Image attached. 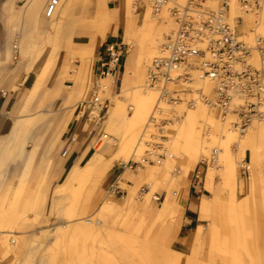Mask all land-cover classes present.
I'll return each mask as SVG.
<instances>
[{
    "label": "rangeland",
    "instance_id": "1",
    "mask_svg": "<svg viewBox=\"0 0 264 264\" xmlns=\"http://www.w3.org/2000/svg\"><path fill=\"white\" fill-rule=\"evenodd\" d=\"M49 1V0H48ZM47 1V2H48ZM60 7L64 3V5H68L69 9V22L65 25L63 30H61V34L58 36L57 39L49 38L50 34L53 32H47L43 33V37L41 36V33L38 32L37 29H32L30 32L24 31V45L25 49H28L30 47L37 46L38 50H45L47 48H50L52 45L56 44L65 50H71L69 48H66V45L69 41V37L75 36L76 33H83V31H87L89 33H96L94 30L88 29L92 28V25L95 21L96 14L91 9V0H60ZM29 0H9L8 6L12 7L11 14L15 13L17 15L23 14L24 8L28 5ZM138 6L140 7V12L136 17V31L134 35L130 38L131 45L127 48L129 50L136 49L139 52L144 51L148 48L149 43L152 39V36L148 35L147 32L144 29H141L142 26H144V15L146 12V5L142 3V0L137 1ZM264 0L261 1V6L259 9L263 8ZM47 4V3H46ZM45 4V6H46ZM59 7L58 15L61 13ZM15 8V11H14ZM152 12V10H151ZM256 12V11H255ZM12 15H9V23L10 18ZM128 20L132 18L131 16H128ZM54 18V17H53ZM135 18V16H134ZM157 22H161L159 20V16L156 17ZM17 29L16 32L22 31V21L19 19L17 22ZM111 23L107 24L108 28ZM243 26V24H242ZM241 26V27H242ZM141 27V28H140ZM107 28V29H108ZM48 30V29H47ZM66 32V33H65ZM172 32L163 35L159 37L160 43L158 46V51L161 50L162 45L165 43L166 38L171 34ZM71 34V35H70ZM68 35V36H67ZM242 35L240 28L238 32V37L240 38ZM257 42L255 40L253 48H257V43L259 41L258 38ZM240 41L244 42L247 45L246 39H240ZM133 46V48H132ZM249 47V45H247ZM262 48H264V44L262 43ZM157 51V54L159 53ZM82 52L75 53L73 50L72 52L69 51V59L70 62L67 67L68 74H65L63 76L58 77L61 81L64 79L66 80H74L79 73H82V78L84 79V85H83V93H81V96H83L85 93V89L87 87V84L90 80H92V74H93V64L91 67V62H95V55H93L91 61L82 62L79 54ZM44 55V53H43ZM254 56L257 57L258 63L256 65H253V59L250 61V63L260 69H264V63L261 61L260 54L255 50L253 52V58ZM16 57V55H15ZM61 54L57 55L56 63L54 66L51 67L53 70L55 66L58 64L60 60ZM21 61L20 55L18 58H16V63ZM81 61V62H78ZM153 60H151L152 62ZM31 62V58L29 59V62ZM150 63H146L145 71H147ZM82 64L80 68L75 67L76 64ZM38 68H34V73L36 74L39 72L43 66V63L38 64ZM71 75H70V74ZM53 74V73H52ZM50 79L49 77L46 78L44 81L45 83L42 85L39 93L34 98L33 103L30 107L29 112L27 115H30L32 117L41 118L43 115L39 113V111H43V103H44V96L45 93L48 92L47 88L45 87L46 82ZM197 83L200 84V81ZM176 89V88H173ZM46 90V92H44ZM65 91H69V88H67ZM113 92L115 95L120 93V87L119 89H113ZM28 91L25 90V93L20 95V103L21 105L24 103V99L26 98ZM89 95V94H88ZM87 95V97H88ZM159 95V94H158ZM43 96V97H42ZM86 97V98H87ZM102 98H107L111 102V96L107 95L103 96ZM183 101L181 104L182 107H178L179 104L173 105V104H166V103H160L159 107L157 109V114L154 115L156 118L155 125L157 133H154V135L151 137L148 144H145L144 148V154L142 159H149L150 156L147 155V152L151 150V148L155 144L164 143L165 147L168 149V153L175 154V157L177 159L173 162V170H171V173L169 175V178L167 180L163 179L165 178L163 175H160L158 178L159 184L155 185L154 188L149 187L146 182L139 183L140 185L137 186L136 191L139 192L140 188L146 187L149 191L152 189L156 192L155 196H161L160 201H156L153 199L152 204V212L153 216L149 217L147 214H142V212L137 211L135 215H132L131 217L128 216V211L125 210L126 208V200L127 196H129V188L126 185H121V187L126 191V195L124 198L121 197H114L109 196L105 190L106 188V175L102 178V180L95 184L94 181L87 180L82 183H78L76 185V188H74L72 191H67L61 188L59 185L56 184V189L51 192V189L53 186H48V178H44L43 182L37 186L34 192H30V194L27 192V186L28 182L29 185L31 184L32 178H26L28 181L25 182V186L23 189V192L21 193V200L18 205V210L20 214H24L22 218L16 223L14 232L15 236L9 237L4 234H1V232L4 230L6 232L12 231V227H14V224L11 222V219H0V264H19L21 262H31V264H41L40 261L42 260H51L52 264H165L163 260V252L168 251L169 249H173L175 251H178L184 255L191 256L192 255V249L194 247V242L196 238V229L198 227H203L205 230L204 232L207 233L209 229L212 227L213 224H216L220 240H224L225 237L235 239V244L233 246L232 250H235L238 248V241L237 236H241L242 230L245 229V227H242L240 224V221L245 220L247 217L250 219L252 218L253 226L255 229H257L258 224V216L262 218V222L264 221V133H256L254 132L253 137L247 138L245 141L250 144V151H246V155L244 156V162L241 160V155L238 150V143L237 141L232 142L230 145V150L233 154L237 171H238V182L239 187L236 191V196L239 202H248L249 207L243 208L242 211H240V217L234 210L231 209L230 206V190L224 187V182L221 181V177L215 178V187L214 192H209L205 189V181L206 178H203L201 181V187L200 191L198 193H194L193 189L191 190L192 196H195L196 199L194 200V210L197 212V217L200 219V213H199V205L203 198H215V202L217 203L216 207V215H212V218L209 221H198V223H194L193 227L194 230L182 234V238L184 239L187 237V241L183 240V244L177 242L178 238V230L183 222L184 212H185V203L182 201L180 203V210L165 219L164 221H158L154 217V215L158 214V209L162 207V204L165 202V200L170 197L169 192H178L180 193V190H182V193H184L185 190H189L191 188V180L193 181V175L195 170L197 171L200 166V162L204 160L205 158L209 157L211 155L212 149L217 148V150L221 149V144L223 143L224 137L227 136L226 129H231L233 132L238 133V137H242L243 135L240 134L236 129H234L231 125L232 122L236 120V117L233 115L228 116L226 120H222L221 117L214 113L215 116L220 120L219 126L225 127V129L217 128L215 126H212L210 124H206L204 127L201 128L203 131L202 135L204 139H212V137H215L217 140V145H212L210 147V150L207 154L202 155L201 157H198L196 159V165L193 167L192 172L190 176L188 177L187 183H185L182 189H179V184L177 182V179L180 177L179 174H177L176 170H181L186 166L188 163L191 162L190 157H180L178 154L174 153L170 141L173 140V137L175 135L174 127L178 126L181 122V120L184 119L187 110L191 109L187 106L186 102H188L192 96L186 94L182 96ZM38 100L39 103L37 102ZM127 105L133 104L132 102V96H129L128 99H126ZM35 105L37 108H35ZM111 106V105H110ZM166 107V108H165ZM164 108L166 111H164ZM110 109V108H109ZM128 109V106H127ZM136 110V108H135ZM135 110L132 111L128 109V117L133 116L135 113ZM212 112V111H210ZM38 113V114H37ZM36 114V115H35ZM35 115V116H34ZM179 123V124H178ZM259 122L254 123L251 128H253L255 125H257ZM228 124V125H227ZM264 124V122H263ZM154 125V124H152ZM83 131L90 137V142L94 141L96 142L98 139L103 137L105 134L108 135L107 139H102L101 142L95 145L94 143H91V153L89 158L92 154H94L97 150H103L106 148H111L109 154L107 155V158L110 159L114 157V155L118 152L117 150V141L112 142L110 145L108 144L110 140L112 139H120L118 138L121 134L123 135L126 131L127 123L124 122L123 117H116L114 122L109 121V115L106 119L105 124L99 131L92 132L91 129L86 125L83 124ZM154 127V126H153ZM256 128V127H254ZM250 129V128H249ZM160 130V131H159ZM247 134V133H246ZM245 134V135H246ZM97 135V136H95ZM96 137V141L94 140ZM163 137V138H162ZM162 138V139H160ZM94 144V146H93ZM182 151L181 149L179 150ZM88 158V159H89ZM219 163L213 167L209 168L208 172H211L212 169L216 172L221 169V166L223 165V159L222 154L219 155ZM86 160V162L88 161ZM142 159H133L132 161H141ZM168 158L166 159V161ZM85 162V164H86ZM123 164L121 162L114 163L113 166L120 167V165ZM158 163L150 164L151 166H155ZM244 165H246L247 169H243ZM112 166V167H113ZM149 166V165H147ZM146 165L143 169H145ZM207 172V174H208ZM205 173L204 177L207 175ZM11 188L8 192L7 199L5 206L8 207L11 200H13L15 194V178H11L10 180ZM242 183H245L242 186ZM250 183H253V187L250 188ZM28 185V189H29ZM170 185V186H169ZM136 187V185L134 186ZM31 189V185H30ZM7 190V186L3 188L0 191V202L3 201V194L4 191ZM4 192V193H3ZM37 195V196H36ZM154 196V198H155ZM145 198V197H144ZM140 199L138 195L134 197L136 208L141 209L142 204L144 203L145 199ZM106 199L113 200L114 203L117 205L118 210L122 211L119 214H113V215H105V226L107 230L110 232V234L114 237L121 238L126 237L128 238L129 234L127 230L134 228V235L137 238L139 244L143 241H147V238H151V240L156 243L157 247L155 249L147 250L145 247L144 253L149 254V256H146L144 253H142L139 250V245L137 249L134 248V245L130 242L122 241L119 239H115V241H110L106 237L101 238L102 240H93V239H59L58 236H56L55 231L59 228L62 229L64 226H68L70 220L72 219H91L94 220L98 219L99 216H96L98 213L99 207L102 205L103 201ZM175 199V198H173ZM32 215V219H30V216ZM74 217V218H72ZM46 218V219H45ZM51 218L52 221L49 222V219ZM242 220H239V219ZM145 219V220H144ZM143 221V222H142ZM198 225V227H197ZM249 229L246 226L247 230ZM5 242L8 244H5ZM134 243V242H133ZM220 246H213L211 240L208 238V235L205 234V238L203 240V249L201 251V255L197 259V261L193 262V264H214V261L219 260L221 257H224V255L230 256L229 254H225L221 249ZM101 248V252H100ZM154 251V252H153ZM49 260V261H50ZM186 261V259H184ZM246 263L248 260H243Z\"/></svg>",
    "mask_w": 264,
    "mask_h": 264
},
{
    "label": "bare ground",
    "instance_id": "2",
    "mask_svg": "<svg viewBox=\"0 0 264 264\" xmlns=\"http://www.w3.org/2000/svg\"><path fill=\"white\" fill-rule=\"evenodd\" d=\"M47 1L48 0H29L28 5L23 9V14L20 15L15 13L11 14V10L13 8L11 6L8 7L7 11L10 13V16L12 15L10 18L11 24L7 23L6 20L3 22L8 35H11L14 29L16 32V22L20 19L23 24L21 27L22 32H30L32 29H37L38 32L41 33L42 37L43 33L53 32L49 33V38L57 39L62 32L61 30H63L65 25L69 22L70 14L68 5H64L63 3L60 7L61 13L59 15L56 14L52 19H47L45 17V4ZM137 1L138 0H116L115 8L109 9V0H91V9L97 17L94 18L95 21L92 25V28L88 29L94 30L98 34L83 31L82 34L89 35L90 43L81 49L82 53L79 54V56L82 62H87L89 60L91 61L99 41L105 38L108 28L107 24L118 18L121 15V12H125L128 16L132 17L127 22L126 36L124 39L125 44L129 46L131 45L130 38L136 31V17L140 12V7L138 6ZM142 3H144L147 8L144 15V26L140 28L144 29L148 35L152 36L148 48L140 52L136 49L129 50L125 64V72L118 75L121 79L120 93L115 95L113 92V87L117 78L115 79L109 77L103 80V84L107 87V95L111 96V106L108 112L109 121L114 122L115 118L119 116L123 117L124 122L127 123L125 133L118 137L120 139H112L108 143L110 145L112 142L117 141L118 152L114 155V157L108 159L107 155L111 150L110 147L103 150H97L91 155L86 164L83 166L76 165L72 167L66 177L65 182L60 185V187L64 190L72 191L74 188H76L78 183H82L88 179L94 181L95 184H98L106 175V173L112 168L114 163L121 162L123 164H127L133 159H142L145 144H148L154 133H157L158 129L155 128L156 123L153 120V116L158 112L157 109L160 104V98L158 95L159 92L157 90H149L146 87L147 71H145V68L146 63H150L151 60H154L161 52V50H157L160 43L159 37L175 31L176 24L174 20L168 15L166 10H163L158 15L159 20H161V22L158 23L157 18L151 12L149 0H142ZM179 4L184 6L185 0H179ZM230 15L233 18L242 17L244 20L243 26L240 28L242 35L239 40L246 39V43L250 48H253L255 40L257 42L256 38H258L259 41L264 44V5L262 9H257L252 12H244L236 4V0H233L230 8ZM13 20H15V25H13ZM71 45L73 46L72 37L70 36L68 46ZM16 48L20 49V60L22 62L31 58V62L28 64L26 70L28 74L31 73V71H34V68H38L39 63H43L41 70L36 74L34 73L33 77L31 78V82L28 87V93L20 109V118L15 122L14 125L13 139L17 142L16 145L18 147L19 154L21 155L27 142V133L30 131L36 132L33 141L32 153L27 161V164L29 165L26 169L28 171L42 140V135L38 134L37 132L38 128L42 126L41 124L43 119L31 117L30 115H27V113L30 110L34 98L37 96L42 85L45 83L44 81L51 75V67L56 63L57 55L60 53V47L54 44L49 50H46V52L45 50H38L37 46L25 49L24 45L17 43ZM157 51L159 52L158 54ZM43 53L45 54L43 55ZM6 58L7 60H10V50L7 51ZM253 63V65L258 63L256 56L253 58ZM194 74L196 80H199L200 74L197 72ZM82 77V73H79V75L75 78L76 81L74 87L70 88L66 107L70 112L75 102V97L83 93L82 90L84 79ZM191 86L194 92L201 89L205 94H209L212 90V84L207 80H200V84L196 81ZM58 95H60L59 90H57L55 96ZM129 96H132L133 104L131 105H127L126 102V99H128ZM182 105L183 104H179L178 107H182ZM127 106L128 109L132 111H134L136 108L133 116L128 117ZM165 108L164 111H166ZM219 121L220 120L213 112H210L205 106L199 105L194 109H188L184 119L179 122L180 124L178 123V126L174 127L176 132L173 140L170 141L173 152L178 154L180 157H190L191 159V162L184 166L183 169L176 170L177 174L180 175V177L177 179L179 189H182V185L187 183L189 179L188 177L190 176L193 167L196 165V162L194 161H196L198 157L207 154L211 150L210 147L212 145H217V140L215 137H212V139L203 138V131L201 128L206 124H210L217 127L218 129H225V127L219 126ZM254 127L250 128L246 132L247 134L244 133L243 140L241 139L242 137H238L237 132L235 133L231 129H226L227 136L224 137L223 143L220 146L221 149L218 150L220 153L219 155L222 154L223 159V165L220 169L221 173H219V171L215 172L212 169V171L208 172L206 175L205 189L209 192H214V187L216 184L215 178L221 177V181L224 182V187L230 190L229 204L231 209L237 212L239 217L240 211H242L243 208H248L249 204L248 202H239L236 196V191L239 187L238 171L233 154L230 150V145L232 142L237 141L241 160H244L246 151H250L249 149H251L250 144L245 140L249 137H253V134L256 131V133H264L263 122L258 123ZM180 149L182 150L181 152L179 151ZM214 149H212V151ZM167 158V161H160L155 166L146 165L145 169H139L137 173L126 171L122 174L121 179L133 181L136 185V187H129V196H127L125 208V210L128 211V216L131 217L132 215H135V213L139 210V212H142V214H147L149 217L153 216L151 202L156 195V192L154 191L155 189L148 191V194L144 196L145 201L142 204L141 209H139L136 208L134 199V197L138 195L136 188L140 185L139 183L143 182H146L149 187L154 188L155 185L159 184L160 178L158 177L160 175L165 177L163 181L167 180L171 170H173V162L175 159H177L173 153H168ZM5 170L6 167L0 165V191L7 186V190L4 191L5 193L3 192V201L0 202V219H11V222L14 224L12 231L6 232L3 230L1 232V234L6 236V240H8L7 236H15V232L13 231L15 225L20 220V218L24 216V214H20V212L17 211V208L22 198L21 193L23 192L26 178H20L16 196L14 195L13 200L10 201L8 207L6 208L5 203L12 184H10L11 178H2ZM244 184L245 183H242V186ZM253 186V183H250V188ZM169 194L170 197H168L162 204V207L158 209V214L154 215V217H156L155 219L160 222L176 214L181 209L180 203L183 199L182 190H180V193L174 191L169 192ZM216 207L217 203L215 202V198H203L199 205L200 220L205 222L209 221L213 214L214 216L216 215ZM120 212L122 211L118 210V207L113 200L106 199L98 209L96 216L99 217L98 219L94 220V224L93 220L91 219H72L70 220L68 226H64L62 229L59 228L55 231V234L59 239L65 240L78 238H83L86 240H102L101 238L103 237H106L111 242L115 241V239L122 241L124 240L127 243L130 242L133 244L135 249H137V245H139V250L142 253H144L145 248L147 250L155 249L157 245L153 240H151V238H147V241H143V243L141 242L139 244L140 240L138 241L133 233L134 228H129L127 230L129 234L128 238H117L110 234L105 226L106 222L104 220V216L113 215L116 213L119 214ZM239 220L242 219L240 218ZM258 221L259 226H257V229H255L253 226L254 224L251 217L250 219L247 217L245 220L240 221L242 227H245L246 229L247 226L249 229H243L241 236H237L239 246L235 250H230L235 244V239L225 237L224 240H220L219 230L216 224H213L207 233L204 232L205 229L203 227H198L196 229V238L191 256L184 255L173 249H169L167 252H163V260L165 264H193V262L197 261L201 255V251L203 249V240L206 234L211 240L213 246H220L219 244H221L222 251L225 254L230 255H224V257H221L219 260H215L214 264H264V221L262 222V218L260 216H258ZM5 244L7 243L5 242ZM101 251L102 250L100 248V252ZM144 254L149 256L147 253ZM184 259H186V261H184ZM244 259L248 260V262L246 263L243 261ZM49 260H42L40 263L52 264L51 260ZM19 264H31V262H21Z\"/></svg>",
    "mask_w": 264,
    "mask_h": 264
},
{
    "label": "built area",
    "instance_id": "3",
    "mask_svg": "<svg viewBox=\"0 0 264 264\" xmlns=\"http://www.w3.org/2000/svg\"><path fill=\"white\" fill-rule=\"evenodd\" d=\"M232 1L185 0L182 6L179 0H149L152 14L158 17L166 10L174 20L176 30L166 38L160 54L148 67L146 87L159 92L160 103L181 104L184 102L182 96L188 94L192 98L186 104L191 109L205 106L223 121L233 115L236 120L231 123L232 127L244 134L254 123L264 122V69H258L250 63L255 50L264 63V48L261 41H258L257 48H250L239 40V28L244 20L242 17H231ZM60 3V0L48 1L45 6L47 19L55 17ZM236 4L242 11L252 12L260 8L261 0H236ZM124 55L122 45L110 43L99 56L97 78L79 110V116L92 132L103 127L111 104L109 99L102 98L107 94L103 80L114 78ZM195 72L200 74L199 80H196ZM200 80L212 84L209 94L201 89L196 92L192 89L191 85ZM153 120L155 122L156 118ZM103 138L107 139L108 135L98 139L99 143ZM75 142V137L69 140L63 157L67 156L70 146ZM219 154L214 149L209 157L200 162L194 175L197 183H201L209 168L219 163ZM147 155L149 159L121 164V171L138 172L144 164L166 160L168 149L164 143L155 144ZM243 169H247L246 165ZM148 191L147 186L140 188L138 197L143 199ZM106 192L114 197L124 198L126 195L117 182Z\"/></svg>",
    "mask_w": 264,
    "mask_h": 264
},
{
    "label": "crops",
    "instance_id": "4",
    "mask_svg": "<svg viewBox=\"0 0 264 264\" xmlns=\"http://www.w3.org/2000/svg\"><path fill=\"white\" fill-rule=\"evenodd\" d=\"M8 3L9 0H0V165L6 167L2 178H15V194L18 190L20 178H32L30 182L31 189L29 182V189L28 185H26L27 192L29 194L30 192L35 191L37 186L44 181V178H48L47 187L49 188L50 186H53L51 189L52 192V190L54 191L56 189V184L60 186L65 182L72 167L76 165L83 166L85 164L91 153V143L96 145L98 142L96 137H94V140H97L96 142H90V137L84 133L82 126L85 124V121L79 116V110L88 98L87 95L90 94L92 85L97 78L99 56L104 52L106 45L110 43L122 45L125 51V55L123 56L120 66L114 76V78L117 79L113 89H119V87L121 88V79L118 75L125 72V64L129 54V49L127 48L129 45L124 43L128 17L125 12H121V15L111 22L109 28L107 29L105 38L99 41L94 52L95 58H97L94 63L91 62V67L93 64L92 80H90L87 84L85 89L86 94L75 97V102L71 112L66 108L70 92L65 90L67 88H69V90L70 88H73L76 80L64 79L61 81L58 77L59 75L63 76L68 74L66 70L70 62L68 52H72L73 50L75 53L82 52L81 49L90 43V37L86 34L76 33L75 36L72 37L73 46H68V43L66 45V48L71 50H65L64 47L63 49L61 48L59 53L61 54L60 60L52 70L51 75L49 76L50 79H48L45 84L48 92H46V90L44 91L46 92L43 103L44 110L39 111V113L43 115V117H41L43 122L41 124L42 126L38 128L37 133L42 135V140L34 156L31 167L27 171L26 168L29 165L27 164V161L32 153L33 141L36 132L30 131L27 133V142L23 148L22 155L19 154L18 147L16 145L17 142L13 139V134L14 125L20 118V109L22 106L19 98L20 95L25 93V90L28 91L34 71H31L29 74L26 72L29 59L24 62H15L16 58L20 55V49L16 48V44H24V32H15L14 29L11 35H8L5 24L3 23L4 20L9 23L10 13L7 11V8L9 7ZM115 5L116 0H109V9L115 8ZM13 21V25H15V20ZM49 49L50 48H47L45 51ZM9 50L11 52V58L10 60H7L6 54ZM81 65L82 64L79 63L76 64L75 67L80 68ZM57 90H59L60 95L55 96ZM39 101L40 100L37 102L39 103ZM35 108H37L36 105ZM72 137L76 138V142L70 146L67 156L63 157L62 154ZM145 165L150 164H144V166ZM107 173V184L105 190L116 182L120 185V187L121 185H126L128 188L135 186L133 181L121 179L123 172L120 167L116 168L113 166ZM194 175L193 181L191 180V188L189 190H185L183 193L182 201L186 206L183 222L180 228L177 229L179 233L176 241L183 245V240L187 241V237L183 239L181 237L182 234L194 230V223H198V221H200L199 218H196L197 212L194 210L195 204L193 203L196 197L192 196L191 190L193 189L194 193H198L200 191L201 183H197ZM204 178H206V176ZM26 181H28V179ZM160 198L161 196H155V202L158 200L160 201ZM32 218L33 217L31 215L30 219ZM48 219L49 222L52 221L51 218Z\"/></svg>",
    "mask_w": 264,
    "mask_h": 264
}]
</instances>
